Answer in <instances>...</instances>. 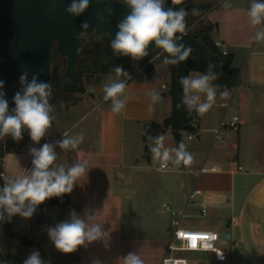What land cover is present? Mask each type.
<instances>
[{
	"label": "crops",
	"instance_id": "1",
	"mask_svg": "<svg viewBox=\"0 0 264 264\" xmlns=\"http://www.w3.org/2000/svg\"><path fill=\"white\" fill-rule=\"evenodd\" d=\"M193 1L211 5L200 21L213 24L211 38L214 43H221L218 51L232 56V67L240 73L237 57L240 51L242 55L251 47L253 40L234 43L221 33V24L215 25L214 20L209 19L225 0ZM251 2L234 1L227 7V13H241V18H245V23H242L257 31L263 23L251 25L247 15ZM244 28L241 26V32H245ZM253 48L258 50L251 55V69L242 74L247 76L246 86L237 95L240 128L233 137L237 146L235 154L224 152L227 149L233 151L232 144L222 145V150L213 154L200 152L206 145H216L213 144L214 130L227 117L230 108L229 95L221 97L224 91L214 87L216 99L213 106L197 116V147L194 152H188L193 157L192 171H161L158 169L160 165L152 167L150 164L148 170L153 169L152 182L149 183V179L146 183L142 180L143 184H136L140 159L136 157L135 145H146V158L152 161L150 149L156 146V138L170 132L172 138L165 139L161 149V153L169 150V159L160 164L168 161L174 164L176 159L172 131L164 128L162 132V125L172 112V101L168 95L172 72L170 65L161 60V63L125 81L126 88L119 97L125 104L119 114L112 112V100H104V92L95 89L77 94L68 108L65 106L52 116L54 121L39 143L29 142L17 153L4 156L0 163L15 155L20 157L15 175L22 172L30 174L33 167L30 149H39L44 143L52 145L56 154L52 167L62 165L67 170L73 164L87 161L86 173L76 181L71 193L49 198L36 207L38 214L47 208H61L67 217L74 211L89 225L100 224L104 235L77 247L79 264H124V257L130 252L137 254L143 264H160L171 238V215L164 205L176 212H185L182 228L228 233L230 240L238 236L247 250L250 247L263 257L264 106L257 104L253 108L252 103L255 98L264 100V92H249V89L264 87V40L256 41ZM234 88L228 93L232 94ZM150 92L159 93L161 99L153 103L147 95ZM204 98L201 94V101ZM152 123L159 125L160 129L144 139L146 126ZM79 126L80 129L71 134L72 129ZM65 133L70 138L82 133L84 140L74 149H62L58 142L65 138ZM201 168L207 171L197 178L196 173ZM8 178L7 173L0 172V180L4 184ZM195 190L200 193L189 200ZM62 198L66 201L61 204L59 200ZM196 253L202 255L201 260L204 259L197 264L226 263L217 262L211 253Z\"/></svg>",
	"mask_w": 264,
	"mask_h": 264
},
{
	"label": "clouds",
	"instance_id": "2",
	"mask_svg": "<svg viewBox=\"0 0 264 264\" xmlns=\"http://www.w3.org/2000/svg\"><path fill=\"white\" fill-rule=\"evenodd\" d=\"M91 0H72L66 9L74 16H79L89 7ZM131 12L118 24L119 31L111 47L116 53L130 56L133 60L141 59L148 55L147 48L151 42L162 48L168 55L163 63L166 65H176L188 59L192 52L190 47L176 43V33L186 34L184 9L178 11L164 8V0H122ZM172 3L179 5L182 0H172ZM230 7V5H225ZM107 10V9H106ZM195 14V10H194ZM250 23L253 26L264 23V0H252L247 10ZM97 19L103 20V13H97ZM81 27L88 29L90 25L85 21ZM255 39L264 40V28L257 31ZM212 65H209L211 68ZM117 76L123 74L128 76L122 68L115 69ZM216 79V75L209 71L207 74H189L180 78L183 87L182 103L189 112L195 110L203 115L214 104L216 92L210 83ZM22 91L15 93L13 102L15 107L9 112V104L5 98V93L0 91V138L10 135L14 140L22 139L23 129H27L33 142L39 143L51 126L52 116L50 112L52 106L48 102L50 96V85L37 82L34 76L31 82L27 80V73L20 76ZM4 82L0 80V89H3ZM126 88L125 81L112 82L103 87L104 100H112V112L119 114L124 108L125 101L119 99ZM201 94L204 100L201 101ZM153 103L158 102L161 96L157 92L147 93ZM221 97H227L228 91H224ZM181 105L178 104L177 108ZM84 136L81 133L78 137H68L59 141L62 149L76 148ZM164 137L156 138V146L150 151L153 159H169V150L165 149L161 153ZM185 145L180 143L175 150L176 158L188 165L193 157L184 150ZM33 156L32 169L30 174L22 172L8 178L0 189V220L4 219L7 213L10 219L13 215L19 214L24 218L33 215L36 207L52 197H61L73 191L77 180L81 179L87 170V161L73 164L67 170L64 166L52 167L56 161V154L53 146L44 143L39 149L31 148ZM89 219L91 216L89 215ZM48 235L55 247L63 253H72L78 246L84 245L86 241L91 242L99 239L104 233L100 224L89 225L73 211L68 220L58 223L55 227L48 229ZM217 257L223 259L222 251H217ZM24 264H42L38 252H33ZM124 264H143V261L135 253H128L124 257Z\"/></svg>",
	"mask_w": 264,
	"mask_h": 264
},
{
	"label": "water",
	"instance_id": "3",
	"mask_svg": "<svg viewBox=\"0 0 264 264\" xmlns=\"http://www.w3.org/2000/svg\"><path fill=\"white\" fill-rule=\"evenodd\" d=\"M71 2L72 0H0V80L4 82L0 91L6 94L10 113L15 107V93L22 91V74L27 73L28 82L35 76L38 83L50 84L52 55L55 50L66 62L62 74V86L65 88L70 84L80 52L86 46L81 39L82 35L90 36L95 43L106 36L112 44L119 31L118 24L131 12L119 0H91L84 13L74 16L66 11ZM98 12L103 13L102 21L97 19ZM85 21L90 25L88 29L81 27ZM176 36L182 37L176 43L190 47L195 55L204 57L208 66L212 65L211 70L214 69L208 48L196 36H192L188 30L186 34L176 33ZM147 52L152 55L163 52V49L153 41ZM180 63L173 65L176 80L180 75ZM164 131L162 128V132ZM220 235L224 240L231 238L228 233Z\"/></svg>",
	"mask_w": 264,
	"mask_h": 264
},
{
	"label": "rangeland",
	"instance_id": "4",
	"mask_svg": "<svg viewBox=\"0 0 264 264\" xmlns=\"http://www.w3.org/2000/svg\"><path fill=\"white\" fill-rule=\"evenodd\" d=\"M239 1V0H225L221 3L220 7L210 15L209 19L214 20L215 25L221 24V33L226 35L228 37V40L236 43H241V40L244 41H252L251 47L244 51L241 55V51L237 57V67L240 69L238 82L234 88L233 92H237L236 94L232 92V94H229V101L230 102V108L229 112L227 114L226 119L231 118L234 115L238 116V113L236 111L237 107V95L238 92H241V89L246 86L247 76L242 75L244 72L247 74L249 69H251L252 66V57L253 52H256L258 49L253 48L254 44L256 43V33L260 29L264 28L263 26L258 28L257 31H254L253 28L250 26L247 27L245 23V18H241V13H235V14H229L227 13V7L225 5H231L233 2ZM168 0H164V4H167ZM206 20H202L201 23L199 20H196L191 26L187 28L188 31L194 32L200 24H204ZM241 26L245 27L244 31L241 32ZM81 39L88 43L90 42V37L88 35H82ZM261 41V40H260ZM162 53V52H161ZM262 55H264V50L262 52ZM161 56L160 54L154 56L151 59H146V57H143L138 60H133V65L131 68L125 70L128 74V76H124L123 74L117 76L116 72L113 74H109L106 76L101 77L99 80L95 78V76L90 77L88 81L85 82V92H91L95 89L99 90V92H103V87L106 84H110L112 82L117 81H127L131 78H133L137 73L140 71H146L150 69L151 67L155 66L156 64L161 63ZM264 92L263 85L257 86L255 88H250L249 92ZM71 104V103H69ZM65 105L67 108L70 105ZM257 104H262L264 106V100L255 98L252 107L254 108ZM64 106V107H65ZM65 110V109H64ZM54 121V120H52ZM81 126V125H80ZM80 126L76 129H72V133H76ZM188 133H182L181 134V141L180 143H183L185 145V151L187 152H194V149L197 147L196 142L197 140L193 138V140H188ZM164 137V140L167 138H172L171 133H167ZM234 135L231 137L229 142L227 144H232L234 147V150L231 151L227 149L224 152L228 153H236V141L233 138ZM163 140V142H164ZM175 145H174V152L176 149H178V146L180 143H177L174 139ZM222 145L216 144L214 147H211V145H206L205 147L200 149V152L202 151L203 154H213L217 152L218 150H222ZM146 145L141 144L139 146H134V151H136L137 159H140V162L138 167L140 168V173L138 174V177L136 178L138 185L143 184V181L146 180L149 183L152 182L151 179H153V169L148 170L149 165L151 164L152 167H158L160 163L163 161L162 158H156L153 159V153H149L152 161L147 160L146 156ZM162 149V147H161ZM201 152V153H202ZM176 154V152H175ZM20 160V157H17L15 155H10L7 157V160L4 163H0V172L7 173L9 177L15 175L17 173V166L18 162ZM152 162V163H151ZM170 162V161H168ZM173 165L174 169H177V163L180 164V161L174 159ZM141 172H145L142 174ZM149 172V173H148ZM151 172V173H150ZM126 173V171H124ZM148 176V177H147ZM155 183V182H154ZM70 217H67L64 213L63 209L58 208H47L44 209L41 213L38 214V210L35 209L33 215L29 218H24L20 216L19 214L13 215L10 219L6 215L5 222L0 230V264H24V261L28 259V257L35 251L39 253L40 259L42 261V264H79L77 261V250H75L72 253H63L62 251L58 250L51 238L48 235V229L51 227H55L58 223L68 220ZM248 246V244L246 243ZM218 247L222 248L227 252L228 259L226 263L224 264H264V256L261 257L257 253L253 251L249 247V249H246V246L243 242L240 241V238L234 237L232 240H221L218 242ZM177 257H185L187 258L189 264H197L199 262H204V259H200L202 255L200 253L196 252H190V253H176ZM10 258L9 261L6 263L2 262L3 258Z\"/></svg>",
	"mask_w": 264,
	"mask_h": 264
},
{
	"label": "trees",
	"instance_id": "5",
	"mask_svg": "<svg viewBox=\"0 0 264 264\" xmlns=\"http://www.w3.org/2000/svg\"><path fill=\"white\" fill-rule=\"evenodd\" d=\"M122 1V0H119ZM165 9L180 10L181 8L187 13L185 16L186 30L196 20L211 9L209 4H200L193 0H182V3L175 5L172 0H168L167 4H164ZM195 10V14H194ZM214 29L213 24H200L194 31H188L192 36H196L197 39L203 43L209 50L214 69L211 70L201 55H195L193 52L189 55L188 59L181 62V69L179 78L176 80V70L173 65H170L172 72V85L168 92V95L172 101V112L168 119L163 123V128L170 129L173 137L177 143L181 141V134L188 133L189 135L194 133V130L190 127L192 121L197 120L198 113L193 110L189 112L187 107L183 105V87L180 84V78L187 76L192 72L207 74L211 71L216 75V79L210 83L213 87L219 88L222 91H231L237 84L239 78V72L232 67V56H225L220 53L211 38V33ZM90 37V36H89ZM84 42V41H83ZM85 43V42H84ZM85 48L80 52V58L76 64L75 72L70 78V84L63 88L62 86V74L65 70V59L60 57L55 50H53L52 62H51V83L50 96L48 102L52 106L50 115L53 116L60 112L65 105L74 102L77 94H83L85 92V82L90 77L95 76L97 80L101 77L115 73L117 67L122 68L124 71L131 68L133 65V59L130 56H125L121 53H116L111 47V42L108 37H102L98 43H95L90 37V42L85 43ZM160 54L162 61L168 55L164 51L162 53H153L152 55L145 56L146 59H151L154 56ZM181 106L177 108V105ZM160 129L157 124H148L146 126L145 138H148L156 134ZM31 138L28 130L25 128L22 131V139L19 141L14 140L10 135L0 138V159L9 154L17 153L23 146L31 142ZM4 183L0 180V189H2ZM62 204V203H61ZM10 258H3L2 262L6 263Z\"/></svg>",
	"mask_w": 264,
	"mask_h": 264
},
{
	"label": "built area",
	"instance_id": "6",
	"mask_svg": "<svg viewBox=\"0 0 264 264\" xmlns=\"http://www.w3.org/2000/svg\"><path fill=\"white\" fill-rule=\"evenodd\" d=\"M264 24V23H263ZM216 47H220L221 43L216 42ZM223 55L227 53L222 52ZM190 127L194 130V133L188 135V140L195 138L198 132L197 121H192ZM240 128V118L237 115L226 119L224 117L219 123L218 127L214 130L213 144L225 145L229 142L231 137L238 133ZM159 170L161 171H185L190 172L193 169L192 161L185 165L182 161L177 169L173 168L170 162H163L160 164ZM241 170V167H239ZM207 170L205 168L199 169L196 173L197 178L204 174ZM200 191H193L189 200L194 195L199 194ZM65 198L59 200L60 203H64ZM171 215V238L166 247L164 256L161 259L160 264H188V260L185 257H177L176 253H190V252H207L211 253L217 262L224 263L227 261V252L222 248L218 247V242L224 240L221 235L217 232L201 230V229H186L182 228L181 220L185 217V212H176L172 210L168 205L163 206ZM7 213H4V219L0 220V230L5 222ZM217 251H222L223 259L217 257Z\"/></svg>",
	"mask_w": 264,
	"mask_h": 264
}]
</instances>
